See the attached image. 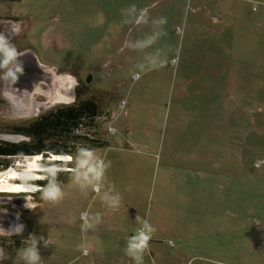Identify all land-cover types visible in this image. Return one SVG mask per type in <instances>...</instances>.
Here are the masks:
<instances>
[{"label": "rangeland", "instance_id": "rangeland-1", "mask_svg": "<svg viewBox=\"0 0 264 264\" xmlns=\"http://www.w3.org/2000/svg\"><path fill=\"white\" fill-rule=\"evenodd\" d=\"M133 4L148 9L146 23L125 14ZM0 32L35 71L15 86L37 104L22 114L0 85V128L93 100L95 140L57 165L75 168L80 149L110 163L99 191L58 173V204L0 192V227L24 225L0 237V264H22L30 234L49 242L38 244L40 264H133L123 249L136 217L157 229L144 264H264V0H0ZM157 50L167 63L151 69L146 57ZM53 76L71 77L74 99L51 100ZM10 159L18 169L27 160ZM84 214L101 218L86 233Z\"/></svg>", "mask_w": 264, "mask_h": 264}, {"label": "clouds", "instance_id": "clouds-1", "mask_svg": "<svg viewBox=\"0 0 264 264\" xmlns=\"http://www.w3.org/2000/svg\"><path fill=\"white\" fill-rule=\"evenodd\" d=\"M128 17H135L136 23H146L148 9H140L137 14L136 5H130L125 13ZM128 22V21H125ZM157 26L162 28L163 25L167 23L165 17H160L153 22ZM160 33L154 34L152 37L148 38L146 41H137L134 44H130L129 47L134 49H143L149 46L155 41ZM24 52L19 51L13 44L12 40L3 32H0V85H3L6 89H14V85L19 78V75L23 74L22 62L18 59L23 56ZM148 65L151 69H159L165 66L167 63L166 59L160 57V52L154 55L146 57ZM143 71L144 66H140ZM135 78H139L140 73L133 74ZM75 85L71 86L73 89ZM15 94V93H11ZM74 99V96H72ZM109 131L113 129L109 128ZM37 159H40L37 157ZM55 159H60L56 157ZM66 159L71 160V157ZM110 167V163H104L102 160L97 158L91 150L80 149L79 154L76 158V167L72 169L74 174V182L81 188V190L91 187L93 191H99L100 181L105 175L107 168ZM64 171V168L54 164H48L46 166L32 165L30 171H26L21 166L17 169L16 179L20 181L18 188L24 193H35L39 192L40 199L51 204H58L64 198V191L61 187V182L58 180L57 174ZM39 173V174H37ZM34 180H46V185H36L30 183ZM4 189L0 188V192ZM26 204L25 207L28 208L29 196H24ZM106 200L112 206L118 204V197ZM139 227L135 232L130 235L126 241L125 247L123 249L124 255L129 257L133 264H144V256L150 254V241L153 235L157 231L156 227L150 223L149 220L136 217ZM101 222L99 214L89 217L87 214L82 216L81 230L86 233L90 229H94L97 224ZM24 230L23 224H14L10 226L8 230L0 227V237H12L13 235H21ZM43 243L45 247L49 245L47 239L43 236H37L35 234H30L25 240V246L20 250V260L22 264H40L41 255L38 249V244ZM90 244L87 242L82 243L78 246V250L85 256L89 255ZM4 250L0 248V258H3Z\"/></svg>", "mask_w": 264, "mask_h": 264}, {"label": "trees", "instance_id": "trees-1", "mask_svg": "<svg viewBox=\"0 0 264 264\" xmlns=\"http://www.w3.org/2000/svg\"><path fill=\"white\" fill-rule=\"evenodd\" d=\"M97 103L93 100H80L50 108L25 123L0 128V133L23 135L19 141L0 139V172L14 165L10 158L23 159L40 154L46 159L42 164H67L70 161L49 160L53 154L69 155L78 145L85 147L89 132H94L98 117ZM88 149V147H85ZM9 158V159H8ZM66 166V165H61ZM64 170L62 172H68ZM37 185H46V180H38Z\"/></svg>", "mask_w": 264, "mask_h": 264}, {"label": "bare ground", "instance_id": "bare-ground-1", "mask_svg": "<svg viewBox=\"0 0 264 264\" xmlns=\"http://www.w3.org/2000/svg\"><path fill=\"white\" fill-rule=\"evenodd\" d=\"M71 77H66V76H61L56 79L53 76L52 80V85L53 88L50 89V98L52 101H62V102H67L72 100V91H71V86L73 84V80ZM16 84V83H15ZM12 85V88L14 89H7L8 92L10 93L9 98L11 99V102L13 106L19 110L22 114H30L32 113V110L37 106L35 102H33V99L30 98V95H26V92L23 93H18L20 88ZM57 87H59L57 89ZM18 88V89H16ZM58 90V91H56ZM37 92V91H36ZM15 93V94H11ZM26 99V100H25ZM39 157L42 159V156L40 157V154L38 155H33V156H27L26 161L22 163H17V165H23L25 168L24 170L30 171L32 168V165H37V166H42L40 165V159H37ZM56 157H59L60 159H55ZM67 157H71L70 155H58V154H53L51 157H49L52 160H61V161H70L66 159ZM72 161V159H71ZM56 165V164H54ZM17 167L16 166H11L8 169H6L5 172L0 173V188H3V192H13V193H20L22 192L19 188L18 185L20 184V181L16 179V172H17ZM69 169L70 171L72 170L71 168H65ZM39 174V173H37ZM15 180V181H14ZM37 185V184H36Z\"/></svg>", "mask_w": 264, "mask_h": 264}, {"label": "water", "instance_id": "water-1", "mask_svg": "<svg viewBox=\"0 0 264 264\" xmlns=\"http://www.w3.org/2000/svg\"><path fill=\"white\" fill-rule=\"evenodd\" d=\"M25 55H23V56H21V57H19L18 59H22V58H25L24 57ZM33 54H31V53H29V57H31L32 58V60H34V58H33ZM26 60V58L24 59V61ZM26 66V67H25ZM27 67H28V65H23V69H24V71H23V74L22 75H20L21 76V80H20V83L21 82H23V79L22 78H24V77H26V76H28L30 73V75L32 76L33 74H35V71L33 70V69H30V70H27ZM37 70H38V68H37ZM39 72L38 73H41V71L40 70H38ZM90 77H91V75H88V77L86 78V81L88 82L89 80H90ZM0 139H3V140H9V141H19V140H22L23 139V136H21V135H19V134H10V133H0ZM38 180H34V181H30V183H34V184H37L36 182H37Z\"/></svg>", "mask_w": 264, "mask_h": 264}, {"label": "built area", "instance_id": "built-area-1", "mask_svg": "<svg viewBox=\"0 0 264 264\" xmlns=\"http://www.w3.org/2000/svg\"><path fill=\"white\" fill-rule=\"evenodd\" d=\"M124 104H125V101H122V102L120 103L121 108H123ZM109 128L113 129V131L115 130L113 127H109ZM113 131H111V132H113ZM138 227H139V226H138ZM138 227H137V228H138Z\"/></svg>", "mask_w": 264, "mask_h": 264}, {"label": "flooded vegetation", "instance_id": "flooded-vegetation-1", "mask_svg": "<svg viewBox=\"0 0 264 264\" xmlns=\"http://www.w3.org/2000/svg\"><path fill=\"white\" fill-rule=\"evenodd\" d=\"M49 160H52V159L49 158ZM58 161H59V160H58ZM56 165H57V164H56Z\"/></svg>", "mask_w": 264, "mask_h": 264}]
</instances>
